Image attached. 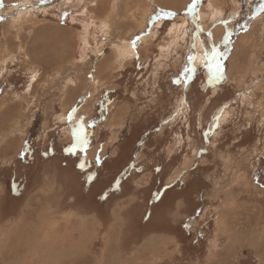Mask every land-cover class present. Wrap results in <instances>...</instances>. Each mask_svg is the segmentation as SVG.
Segmentation results:
<instances>
[{"label": "rangeland", "instance_id": "obj_1", "mask_svg": "<svg viewBox=\"0 0 264 264\" xmlns=\"http://www.w3.org/2000/svg\"><path fill=\"white\" fill-rule=\"evenodd\" d=\"M173 1L0 0V264H264V0Z\"/></svg>", "mask_w": 264, "mask_h": 264}, {"label": "trees", "instance_id": "obj_2", "mask_svg": "<svg viewBox=\"0 0 264 264\" xmlns=\"http://www.w3.org/2000/svg\"><path fill=\"white\" fill-rule=\"evenodd\" d=\"M102 101V100H101ZM98 111H100V103H97V108ZM104 109V106L102 107V110ZM90 125V124H89ZM92 129V128H91ZM90 136V132H89V126L88 124L81 130V132L78 134V136L70 143L67 144L66 148H65V153H68L69 151H73L74 154L73 155H77L79 156V159L77 160V164L80 168H82L83 164L85 163V158L83 156V149L84 146L91 140L89 139ZM68 149V150H67ZM88 160V159H87ZM89 161V160H88ZM86 162L87 166H88V171H95L96 168L95 167H91V161L90 162ZM123 176V175H122ZM121 178L120 175H117L112 181L113 183L110 184V186H114V187H119V179ZM90 184H92V180L91 178L86 179ZM94 181V180H93ZM23 184L24 182L21 181L19 178L17 179L16 182H12L13 187H17L18 190H21L23 188ZM162 185V184H161ZM160 186V184L158 185ZM157 187V186H156ZM153 193L156 192L158 190H155V188H153ZM10 193V190H9ZM20 194V193H19ZM102 194H106L104 189L100 191V195ZM100 197V196H99ZM98 197V198H99Z\"/></svg>", "mask_w": 264, "mask_h": 264}, {"label": "flooded vegetation", "instance_id": "obj_3", "mask_svg": "<svg viewBox=\"0 0 264 264\" xmlns=\"http://www.w3.org/2000/svg\"><path fill=\"white\" fill-rule=\"evenodd\" d=\"M215 66L213 65V64H210V67L208 68L209 70H208V76H209V80H212V79H218L219 78V76H218V73L216 72V70H215V68H214ZM216 84H219V86L220 85H222V84H225L224 82H223V80L221 79V77H220V82L218 83V82H215ZM215 94H217V93H215ZM238 96L237 97H232V99H231V103L234 105V103H236L237 101H238ZM225 109H228V108H225V107H223V108H221L220 109V112H219V115L218 116H216L214 119H213V123H218V122H220V125L222 124V122H221V120H220V116H222V118L223 119H225V118H227L224 114H221V112L222 111H224ZM228 111V110H227ZM221 128L223 127V126H220ZM203 152H205V154L207 153V150H202ZM261 169V171L263 172V174H262V176H264V164H263V167L262 168H260Z\"/></svg>", "mask_w": 264, "mask_h": 264}, {"label": "bare ground", "instance_id": "obj_4", "mask_svg": "<svg viewBox=\"0 0 264 264\" xmlns=\"http://www.w3.org/2000/svg\"><path fill=\"white\" fill-rule=\"evenodd\" d=\"M24 1H28V0H24ZM99 1H100V0H99ZM169 1L174 2L173 0H169ZM216 1H220V0H216ZM18 2H19V1H18ZM220 2H221V1H220ZM19 3H22V2H19ZM25 3H26V2H25ZM222 3H223V2H222ZM224 4H225V3H224ZM16 5H17V4H16ZM233 8H234V7H233ZM85 10H87V9H85ZM0 11H1V9H0ZM3 11H4V9H3ZM3 11H1V12H3ZM220 11H221V12H219V13H221L222 15H225V14H226L225 10H220ZM1 12H0V13H1ZM224 12H225V13H224ZM25 13H26V12H25ZM219 13H218V14H219ZM25 15H26V14H25ZM19 16H20V14H19ZM88 16H89V15H88ZM15 20H16V19H14V21H15ZM106 21H107V20H106ZM102 23H103V21H102ZM106 24H107V22H106ZM86 25H87V24H86ZM100 25H102V24L100 23ZM233 25H234V24H233ZM98 26H99V25H98ZM102 27H103V25H102ZM102 27H98V28H102ZM104 27H105V25H104ZM104 27H103V28H104ZM231 27H232V26H231ZM233 27H234V26H233ZM233 27H232V28H233ZM230 29H231V28H230ZM104 30H105V28H104ZM101 31H103V30H101ZM103 33H104V32H103ZM230 34H231V33H230ZM84 36H85V35H84ZM223 38H224V37H223ZM217 42H218V41H217ZM54 43H56V42H54ZM54 43H53V41H52V42H48V47L50 48V47L52 46V44H54ZM86 44H87V42H86ZM121 44H122V43H121ZM122 45H125V44H122ZM126 45H127V44H126ZM224 46H226V45H224ZM124 47H125V46H124ZM116 48H119V47H116ZM225 48H227V46H226ZM126 49H128V48H126ZM119 50H121V49H119ZM119 50H118V51L116 50L117 52H115V56H114V57H116V56L118 57V55H119ZM222 50H224V49H222ZM55 51H57V49H56ZM65 51H66V50H65ZM114 51H115V50H114ZM50 52H51V53L54 52L52 48H50L49 53H50ZM122 52H124V51H122ZM122 52H121V53H122ZM38 53H39V52H38ZM56 53H57V52H56ZM121 53H120V54H121ZM222 53H223V51H222ZM126 54H127V53H126ZM223 54H224V53H223ZM57 55H59V54H57ZM128 55H130V54H128ZM47 56H48L49 58H51V55H48V54H47ZM117 57H116V58H117ZM35 59H36V60H38V59L40 60V59H42V57L40 56V58H39V56L36 55V56H35ZM53 59H54V58H53ZM53 59H52V60H53ZM45 62H46V61H45ZM50 62H51V61H50ZM46 63H47V62H46ZM228 75H229V74H228ZM76 230H77V229H76ZM45 262H46V261H45Z\"/></svg>", "mask_w": 264, "mask_h": 264}]
</instances>
